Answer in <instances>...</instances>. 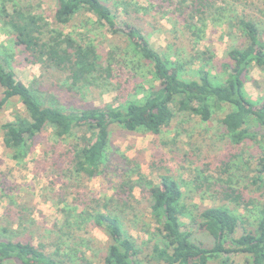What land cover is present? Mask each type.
I'll return each instance as SVG.
<instances>
[{"label": "rangeland", "instance_id": "374dc122", "mask_svg": "<svg viewBox=\"0 0 264 264\" xmlns=\"http://www.w3.org/2000/svg\"><path fill=\"white\" fill-rule=\"evenodd\" d=\"M30 1L36 12L52 20L58 0ZM103 1L117 15L120 30L116 34L96 24L95 17L89 13L76 15L59 26L77 39L92 42L102 55L110 54L117 77L100 87L80 84L70 88L71 83L65 76L48 71L46 74L39 64L26 63L11 37L0 30V50H6L8 66L15 78L26 86L38 80L35 85L46 95L43 98L46 104L79 112L85 108L121 106L128 100L144 98L149 85L157 82L151 67L131 50L125 22L138 26L161 54L171 60L185 61L188 76L195 75L192 70L205 64L202 52L208 51L215 57L206 69L222 78L217 61L226 59L229 49L240 47L244 40L236 24L239 17L256 21L264 38V0H212V7L201 24L197 17L191 19L193 16L188 15L197 5L194 0H185L182 4L180 0ZM177 6L185 11L178 13ZM188 24L199 26L201 31L192 30V26L188 28ZM244 83L251 99L264 96V71L258 67H250ZM229 109L228 105L216 109L207 121L197 117L187 120L175 112L169 125L158 135L112 126L106 161L92 177L76 173L70 162V150L74 144L88 139L90 132L78 130L72 136L59 138L47 128L27 155L16 159L12 155L14 151L4 147L0 128V226H12L15 230L11 231L12 238L31 241L33 245L45 244L48 253L68 263L67 255L73 254L67 249L68 240L60 243L58 249L56 244L60 242L58 238L65 240L68 236V232L62 234L61 227L67 221L76 255L85 257L91 264H102L108 236L85 211L96 204L95 199L103 201L114 196L120 180L127 175L137 181L145 176L142 184L146 180L160 184L162 176H170L179 183L182 202L191 210L195 206H221L238 218V233L255 227L264 210V172L261 181L256 184L251 181L257 175L264 140L258 130L255 140L233 145L221 123ZM17 113L24 114V107L13 98L0 108V126L13 120ZM83 134H86L84 138ZM144 187L136 185L133 208L117 214L124 234L132 237L147 257L159 237ZM182 222V229L198 231L188 217H182ZM235 259L236 264H243L241 256ZM3 264L22 263L10 259Z\"/></svg>", "mask_w": 264, "mask_h": 264}, {"label": "trees", "instance_id": "16d2710c", "mask_svg": "<svg viewBox=\"0 0 264 264\" xmlns=\"http://www.w3.org/2000/svg\"><path fill=\"white\" fill-rule=\"evenodd\" d=\"M180 1L182 4L185 0ZM194 1L197 5L188 15L193 16L191 19L197 17L201 24L213 2ZM177 8L178 13L185 11L181 6ZM86 13L95 17L96 24L106 26L114 34L119 32L117 15L103 0H58L51 21L36 12L30 0H0V30L11 37L26 63L39 64L46 74L57 72L65 76L72 85L70 88L80 84L100 87L117 77L110 54L102 55L92 42L77 39L59 27L76 15ZM236 24L244 40L240 47L229 49L226 59L217 61L222 71V78L218 79L206 69L215 57L208 51L202 52L205 64L192 70L195 75L188 76L185 61L171 60L161 54L138 26L125 22L131 50L151 67L157 83L149 85L141 101L128 100L121 106L85 108L79 112L46 104L43 99L46 95L35 85L38 80L27 86L18 81L8 66L6 50H0V108L16 98L25 111L1 124L4 147L14 151V158H24L47 128L59 138L72 136L78 130L88 131L91 136L74 144L70 150V162L76 173L92 177L101 171L106 161L112 126L158 135L169 125L175 112L187 120L197 117L207 121L216 109L225 105L230 109L223 114L221 123L225 136L233 145L255 140L258 130L264 140V96L251 99L244 89L250 67L264 71V38L256 21L239 17ZM191 26L192 30L201 31L199 26L188 24V28ZM263 172L264 149L256 178L251 182L261 181ZM142 177L146 179L141 176L137 181L126 175L120 180L114 196L103 201L95 199L96 204L85 211L108 236L102 264H236L235 258L239 256L243 264H264V210L255 227L238 233V218L224 207L195 206L191 210L182 202L183 192L175 179L162 176L160 184L150 180L142 184ZM136 185H143L149 194L148 209L152 221L157 224L159 237L147 257L142 255V249L132 237L124 234L117 214L133 208ZM182 217H188L198 231L182 229ZM73 221L76 223L77 219ZM67 224L66 221L61 227L62 234L68 232V236L65 240L58 238L60 242L56 244L58 249L60 243L68 240L67 249L73 252L66 253L68 263L48 253L45 244L33 245L31 241L12 238V226L6 225L0 226V264L10 259L22 264H91L85 257L76 255Z\"/></svg>", "mask_w": 264, "mask_h": 264}]
</instances>
